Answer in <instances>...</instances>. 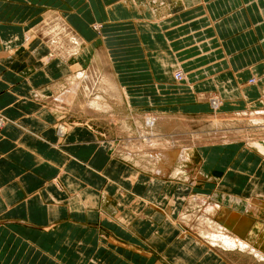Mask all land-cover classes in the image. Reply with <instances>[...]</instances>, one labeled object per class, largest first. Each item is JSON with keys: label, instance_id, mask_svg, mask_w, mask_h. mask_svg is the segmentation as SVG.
I'll return each instance as SVG.
<instances>
[{"label": "crops", "instance_id": "obj_1", "mask_svg": "<svg viewBox=\"0 0 264 264\" xmlns=\"http://www.w3.org/2000/svg\"><path fill=\"white\" fill-rule=\"evenodd\" d=\"M62 1L64 9L23 0L12 14L9 1L0 0V116L6 120L0 129V264H150L153 249L162 255L154 264H174L168 255L178 264H229L204 245L185 242L181 248L176 229L162 235L171 220L163 192L158 195L160 183L151 184L148 174L115 156L109 148L115 138L101 139L83 123L69 122V133L60 137L59 114L50 101L53 86L88 68L99 53L113 65L109 71L134 109L200 116L212 109L205 93L220 96L222 113L264 108V0ZM49 13L66 25L67 17L68 29L88 43L92 55L44 62L56 44L50 37L46 42L43 25L60 22L57 16L47 21ZM15 16L41 19L9 23ZM93 20L102 25L98 32ZM34 28L38 32L24 39ZM121 63L129 66L120 70ZM176 69L185 74L181 82L173 77ZM246 147H205L200 170L207 176L198 179L195 192L244 212L247 177L259 171L264 191V153ZM192 192V185L178 184L170 199L177 200L176 212ZM124 214L133 217L124 222ZM209 252L210 260L201 263Z\"/></svg>", "mask_w": 264, "mask_h": 264}, {"label": "bare ground", "instance_id": "obj_2", "mask_svg": "<svg viewBox=\"0 0 264 264\" xmlns=\"http://www.w3.org/2000/svg\"><path fill=\"white\" fill-rule=\"evenodd\" d=\"M47 18V21L53 19V17L49 18V15ZM59 18V23H50L48 27L43 25L47 36L56 44V47L61 48L60 53L58 49H55L56 52L52 51L50 59L46 58L44 62H50L51 58L69 60L89 54L90 49L86 50L85 40L72 29H68V24L66 25L60 16ZM39 29L34 28L28 34L25 32L24 39L33 36ZM89 64L85 70H74L65 77V81L53 86L55 94L50 101V107L55 114H63V116L75 111H85L96 117H104L111 125L116 126L117 122V129L120 131L118 133L123 134L126 140L124 139L125 144H115V154L144 174H148L150 177L147 181L149 178H154L160 182L190 184L195 189L198 179L200 177L206 179L204 177L207 176L197 166L205 159L202 158V152L207 146L241 142L247 146L245 149L247 152L251 151L248 149L249 146L264 153V108L246 109L233 114L218 113L214 128L207 136H204L205 138L200 135L192 137L187 133L189 126L187 117L181 118L172 113L171 115L166 113L167 116L155 112L146 114L127 110L120 82L104 69L110 64L106 55L98 53L92 57V62ZM177 79L179 82L185 79L182 70L180 78L177 76ZM251 82L256 83V78ZM63 91L66 92L63 93ZM59 94L62 96L60 97ZM206 94H203L202 98L205 101L208 100L211 110L217 112L222 103L220 96ZM66 95L73 97L68 96L65 100ZM232 122L245 123L249 129H232V126L227 125ZM171 129L176 131H169ZM65 131L67 129L63 125L61 132ZM238 160L241 161V156ZM254 176L255 173L252 177ZM247 179L250 181V177ZM243 199L246 200L244 212L211 200L209 193L194 191L186 202L183 212L179 211V215L177 213L170 216L179 219V223L186 227L187 233L195 236L198 240V249L200 245H204L212 253L216 251L229 264L232 262L230 257L233 258V262L238 263L232 256L235 253L242 256V259L252 256L254 264L257 261L264 264V194L259 196L250 194ZM233 200L235 201L236 198ZM237 200L239 203L240 199L237 198ZM167 210L174 213L172 206L167 207ZM209 258L210 252L204 259L208 261Z\"/></svg>", "mask_w": 264, "mask_h": 264}, {"label": "rangeland", "instance_id": "obj_3", "mask_svg": "<svg viewBox=\"0 0 264 264\" xmlns=\"http://www.w3.org/2000/svg\"><path fill=\"white\" fill-rule=\"evenodd\" d=\"M6 1H9L8 2V5H7V13H19V10L17 9V5L18 4H20V3H23V0H6ZM34 3H39V4H41V5H51V6H55L56 8H59V9H64L65 7H64V5H63V1L62 0H32ZM1 12V11H0ZM49 15V18H51V17H53V18H55L56 16L58 17V16H60V15H56V14H53V13H49L48 14ZM9 19H10V21L11 20H15L13 23H12V21L10 22L9 21V23H12V24H14V23H16V22H18V20L20 19L21 21V23H23L24 25L25 24H32V23H34V22H38V21H40V19H41V17H22V18H18V17H16L15 16V18L14 19H12L11 17H9ZM17 19V20H16ZM66 19H67V22H68V24L70 25V22H69V20H68V18L66 17ZM36 22V23H37ZM8 23V22H7ZM36 23H34V24H36ZM97 23V21H92L91 22V28L95 31V32H98L101 28H102V25L101 24H96ZM99 25L101 26L100 28H99ZM71 26V25H70ZM68 27V26H67ZM72 27V26H71ZM99 29V30H98ZM44 31V30H43ZM45 33H44V35H46L47 36V31H44ZM48 38L46 39V42H48L49 41V36H47ZM40 38H43L42 36L40 37ZM97 39V38H96ZM42 40V39H41ZM52 41V40H51ZM40 44H44V45H46V47L48 48V44H46L45 43V41H40L39 42ZM52 43L54 44V42L52 41ZM113 43V41L111 40L110 42H108V45L110 46L111 44ZM55 45V44H54ZM56 49H58V50H60L61 48H59L58 46L57 47H55ZM90 49V52H89V55H91L92 53H93V49H91V48H89ZM19 54H20V52H19ZM102 55H104V54H102ZM120 60L119 59H117L116 58V62H119ZM122 64V63H121ZM128 64V63H127ZM110 66H112L113 67V65H111V64H109ZM129 65H125V64H122V67H119L118 69H125V68H127ZM114 67L116 68V65H114ZM60 68L62 69V66H60ZM130 68V67H129ZM132 68V67H131ZM104 69H106L105 71L107 72V73H110V74H113V73H111L110 71H109V68H108V65H106V67L104 68ZM64 71V70H63ZM180 69H176L175 71H174V73L175 74H173L175 77H174V79H177V77H176V75L178 76V78H180ZM70 75V74H69ZM113 76H116V74L115 75H113ZM116 79H117V77H116ZM118 80V79H117ZM177 82H179V80L177 79L176 80ZM123 82L124 83H126V84H128L129 83V81L128 80H126V81H124L123 80ZM123 89V88H122ZM64 92H66V91H63V93ZM60 95V94H59ZM62 95H60V97H61ZM68 96H69V98L70 97H73V96H71V95H66V97H65V100L66 99H68ZM125 99H126V97H125ZM50 100V99H49ZM51 106V105H50ZM51 109V108H50ZM127 110H129V111H136L135 113H138V112H141V113H146V114H149V113H154V112H144V111H140L139 109H134V107H132V106H130L129 105V103L127 102ZM242 111H244V110H242ZM239 112V111H238ZM218 113H222V112H219V110L217 111V112H214L213 110H211V111H208V112H204L203 113V115H200V116H180L181 118H184V117H187V119H188V121H189V126H188V131H187V133L190 135V136H202V137H204V136H207L208 135V133H210L211 132V130L214 128V125H215V122L218 120V117H217V115H218ZM230 114H233V113H235V112H229ZM229 113H225V114H229ZM82 117V118H78V117ZM90 116H92V117H90ZM93 117H95L96 119H99V120H94L93 119ZM58 118H59V120H58V123H57V131H58V134H59V136L60 137H62V138H64L68 133H69V131H70V127L72 126L70 123H74V122H79L80 124L81 123H83L86 127H88V128H90V129H92L97 135H98V137L99 138H101V139H114L115 138V140H112L111 141V143H110V146H109V148L111 147L112 148V152L114 153V155L116 156V154H115V151H114V146H115V144L117 145V144H125V137H124V135L122 136L121 134H119L118 132H120V131H118V123L116 122V126L113 124V125H111V124H109L108 122H107V120L104 118V117H96V116H94V115H91V114H88V113H86L85 111H79V112H77V111H75V112H73V113H71V114H65V116H63V114L62 115H59L58 116ZM102 120V121H101ZM104 120V121H103ZM70 122V123H69ZM5 124H6V120H5V118L4 117H2V116H0V129L1 128H3L4 126H5ZM65 126L66 127V129H67V131H65L64 133H62L61 132V130H62V126ZM70 125V126H69ZM227 125H229V126H232V129L234 128L235 130H239V129H243V130H246V129H249L248 128V126L245 124V123H241V124H238V123H236V122H232V123H227ZM113 126H115V127H113ZM237 127V128H236ZM169 131H171V132H175L176 130L175 129H171V130H169ZM124 137V138H123ZM205 138V137H204ZM125 139V140H124ZM249 152H251V151H249ZM242 158L243 157H245V153L243 152L242 153ZM242 160V159H241ZM206 161V158L204 159V160H202L201 161V163H198L197 164V166L199 167V169H201V167L203 166V164H204V162ZM239 161L240 160H236V163H235V165L236 164H238L239 163ZM238 162V163H237ZM261 169H262V171H264V163L262 164V166H261ZM202 171H205V169L204 170H202ZM142 172V171H141ZM206 173V172H205ZM142 174H144V172L142 173ZM136 179V177H132V179L131 180H135ZM145 179V178H144ZM251 179H252V181H251ZM260 179H262L260 176H259V171L257 172V173H255V176L254 177H252V175H251V177H250V181H249V188L250 189H248V194L247 195H245L243 198H245L246 196H248V195H250V194H253V195H256V196H259V195H262V194H264V191H263V186L261 185L262 183L260 182ZM149 182L152 184V183H160V185H159V187L158 188H160V191H159V193H158V195L161 193V191L163 192V194H161V197H162V199L164 200V202L162 203V206H165V207H163L164 209H165V211H166V209H167V207H168V202H172V204H171V206L173 207V209H174V213H170V211H168L170 214H173V215H175V214H177L179 211H182L183 212V208H184V206H186V204H184L183 206H182V208H178V210H177V212H176V210H175V207H176V204H177V200L175 199V200H170L171 198H172V196H173V193H174V191L176 190V187L178 186V184H180V183H178V182H174V183H167V182H165V181H162V182H160V181H158V180H156V179H154V178H149ZM134 183L133 184H135V182L136 181H133ZM141 182V181H140ZM139 183V181H137V183L136 184H138ZM220 184V183H219ZM180 187H182V185L180 186ZM163 188V190H161ZM193 189V188H192ZM193 191H195V189H193ZM193 194V192L191 193V195ZM190 195V196H191ZM190 196L187 198V201L189 200V198H190ZM161 199V200H162ZM160 201V200H159ZM168 204V205H167ZM162 213H163V211H162ZM170 214H169V218H170V220L171 221H168L164 226H162V228L159 230V232L163 235V234H165L166 235V232H169V233H171V232H173V230H177V233L179 232V234H180V239H179V241H178V244H179V246L182 248V246L183 245H185V242L186 243H193V244H195L196 245V247H197V242H198V240L195 238V236H193L192 234H190V233H187V231H186V227L183 225V224H181V223H179V219H177L176 217H174V216H170ZM178 215H179V213H178ZM120 216H122V215H120ZM130 217H133L132 216V214L130 215V214H124V216H122L121 218H122V220L125 222H128V219L130 218ZM104 220H106V221H111V220H109L108 218H104ZM112 222V221H111ZM153 223H149V227H151V225H152ZM118 227L117 228H119L122 232H126V230H123V228L121 227V226H119L118 224H116ZM148 225H146L145 223H144V225H143V229L146 231V229H148V227H147ZM174 233V232H173ZM127 242H129V243H131V244H136V245H138L137 243H132V242H130V241H128V240H126ZM106 242H108V241H106ZM109 244H110V242H108ZM127 246H128V243H125ZM111 247H113L114 245L113 244H111L110 245ZM187 248H189V247H187ZM141 249H144V251H146L147 249L146 248H144L143 246L141 247ZM127 250H129L128 248H127ZM153 253H152V257H149L148 255V258H150L151 260H150V264H154L157 260H162V255H160L159 253H157L154 249H153V251H152ZM175 254V253H174ZM233 255V254H232ZM234 257V256H233ZM103 258V257H102ZM197 258V255H195L194 257L192 256V260L191 261H193L194 259H196ZM226 259H228L227 257H225ZM231 259H232V257H230ZM236 258V260L234 259V261H238V263H240V264H243L244 262H245V264H248L247 263V261H249V263L250 264H254L253 263V258H252V256L251 257H248V258H245V259H242V257H235ZM101 259V258H100ZM187 259V258H186ZM168 260H169V262L170 261H172L174 264H178L177 263V257H176V260H175V258L173 257H171V255H168ZM186 262H188L187 260H185ZM100 262V261H99ZM102 263H103V261H101ZM201 263H205V262H207V259H203V260H201L200 261ZM260 262V263H259ZM149 263V262H148ZM237 263V264H238ZM159 264H163L162 262L161 263H159ZM169 264V263H168ZM208 264V263H207ZM231 264H233L232 262H231ZM256 264H261V261H257L256 262Z\"/></svg>", "mask_w": 264, "mask_h": 264}, {"label": "built area", "instance_id": "obj_4", "mask_svg": "<svg viewBox=\"0 0 264 264\" xmlns=\"http://www.w3.org/2000/svg\"><path fill=\"white\" fill-rule=\"evenodd\" d=\"M176 77H177V75H176Z\"/></svg>", "mask_w": 264, "mask_h": 264}]
</instances>
